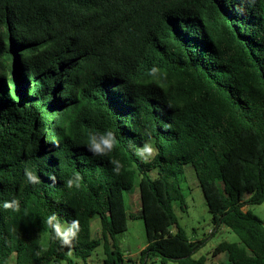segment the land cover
I'll return each instance as SVG.
<instances>
[{
  "label": "trees",
  "instance_id": "obj_1",
  "mask_svg": "<svg viewBox=\"0 0 264 264\" xmlns=\"http://www.w3.org/2000/svg\"><path fill=\"white\" fill-rule=\"evenodd\" d=\"M108 130L117 147L93 156L89 132ZM145 141L157 149L148 162L135 152ZM187 164L211 234L225 227L239 238L214 248L225 261L194 258L208 238L173 230ZM77 172L81 187L66 188ZM136 177L143 258L264 264V221L246 207L264 202V0H0V201L20 200L19 212L0 207V264H87L102 243L104 264H125L109 238L129 227ZM52 212L78 218L80 231L71 250L49 237L37 257Z\"/></svg>",
  "mask_w": 264,
  "mask_h": 264
},
{
  "label": "rangeland",
  "instance_id": "obj_2",
  "mask_svg": "<svg viewBox=\"0 0 264 264\" xmlns=\"http://www.w3.org/2000/svg\"><path fill=\"white\" fill-rule=\"evenodd\" d=\"M185 174L186 179L182 183L185 205L181 207L178 202L174 205L178 225H175L173 230L177 231L178 227H180L193 240L208 238L206 244L195 253L194 258L204 256L208 263L225 261L227 253L223 252L218 256H213L214 248L223 240L238 242L239 238L234 232L225 227H221L217 232L211 234L213 229L212 215L192 164L185 165ZM151 175H156V170L151 171ZM126 205L128 214L131 216L128 229L117 234L114 240L109 238V241L116 242L123 254L125 264H178L174 260L163 263L156 257H142L141 251L145 248L148 241L144 220L140 216L139 177H136L134 186L129 191H126ZM246 207L264 221V202L261 204H249ZM91 228L94 236L102 237L99 215L92 217ZM105 258L106 254L102 243L92 252L87 264H104ZM79 264L85 263L81 261Z\"/></svg>",
  "mask_w": 264,
  "mask_h": 264
},
{
  "label": "clouds",
  "instance_id": "obj_3",
  "mask_svg": "<svg viewBox=\"0 0 264 264\" xmlns=\"http://www.w3.org/2000/svg\"><path fill=\"white\" fill-rule=\"evenodd\" d=\"M160 69L157 67H152L150 69L149 75L156 79ZM150 136V133H148ZM119 141L116 134L111 131H105L103 133L89 132L87 139V150L92 153L93 156H107L109 153L113 152L117 147ZM136 155L144 162H148L152 159L157 152L155 146L148 141H145L143 144L136 146L135 148ZM109 163L112 165V171L115 175H120L124 169V164L119 159H110ZM25 178L28 184L36 185L40 182V178L36 173L30 168H25ZM49 179L55 183L56 176L50 174ZM83 180L82 175L77 172L74 173L70 178L65 181V187L68 189L80 188L81 182ZM0 207L6 210H11L14 212L20 211V200L11 199L0 201ZM25 214H27V209H25ZM43 224L45 226L44 230L39 234L40 237V248L36 252V256L40 257L42 253L48 251V239L49 237L54 238L59 241L61 246L71 250L73 247V242L77 239L80 231V221L78 218H73L70 222H61V218L57 213L52 212L44 220ZM71 255V251H69Z\"/></svg>",
  "mask_w": 264,
  "mask_h": 264
}]
</instances>
